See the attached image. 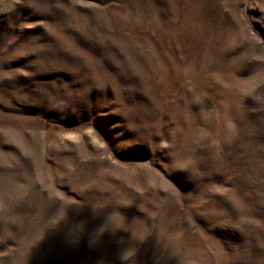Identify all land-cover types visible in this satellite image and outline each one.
<instances>
[{
	"label": "rangeland",
	"instance_id": "1",
	"mask_svg": "<svg viewBox=\"0 0 264 264\" xmlns=\"http://www.w3.org/2000/svg\"><path fill=\"white\" fill-rule=\"evenodd\" d=\"M0 264H264V0H0Z\"/></svg>",
	"mask_w": 264,
	"mask_h": 264
}]
</instances>
